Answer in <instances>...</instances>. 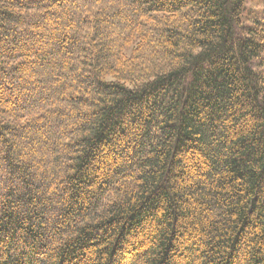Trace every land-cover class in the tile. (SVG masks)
Returning a JSON list of instances; mask_svg holds the SVG:
<instances>
[{"label":"trees","instance_id":"trees-1","mask_svg":"<svg viewBox=\"0 0 264 264\" xmlns=\"http://www.w3.org/2000/svg\"><path fill=\"white\" fill-rule=\"evenodd\" d=\"M0 0V264H264V0Z\"/></svg>","mask_w":264,"mask_h":264},{"label":"rangeland","instance_id":"rangeland-1","mask_svg":"<svg viewBox=\"0 0 264 264\" xmlns=\"http://www.w3.org/2000/svg\"><path fill=\"white\" fill-rule=\"evenodd\" d=\"M255 5H254V3H253V1L252 0H249V2H248V7L249 8H252V7H254Z\"/></svg>","mask_w":264,"mask_h":264}]
</instances>
